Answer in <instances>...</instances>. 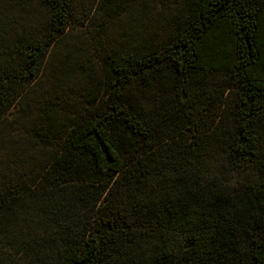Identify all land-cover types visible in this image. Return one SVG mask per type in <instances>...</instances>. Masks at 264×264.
<instances>
[{
  "label": "trees",
  "instance_id": "obj_1",
  "mask_svg": "<svg viewBox=\"0 0 264 264\" xmlns=\"http://www.w3.org/2000/svg\"><path fill=\"white\" fill-rule=\"evenodd\" d=\"M0 264H264V0H0Z\"/></svg>",
  "mask_w": 264,
  "mask_h": 264
},
{
  "label": "rangeland",
  "instance_id": "obj_2",
  "mask_svg": "<svg viewBox=\"0 0 264 264\" xmlns=\"http://www.w3.org/2000/svg\"><path fill=\"white\" fill-rule=\"evenodd\" d=\"M79 39L80 41L78 42H84L85 37L83 33H79L78 35L74 38H71L70 42H77L76 40ZM87 39V38H86ZM81 43L82 46H84ZM85 44V43H84ZM71 46V43L69 44ZM86 47V46H85ZM57 49V48H56ZM87 52V51H86ZM55 54H57V51H54ZM91 54V52H88ZM53 53H48L46 60L44 61L35 81L32 82V84L27 88L25 93L23 94V97L19 98L13 105L9 107L7 112L5 113L6 118H14L20 113V109L25 103H28L29 105V112H28V118L37 116V113L41 112V106L43 103L46 102V99H51V100H56L58 97L57 94H54V77H53V71L51 69L50 63L52 62ZM74 57L72 55L69 56L67 59V62L70 64L73 63ZM93 60V59H92ZM96 61H93V64L95 65ZM56 80V79H55ZM61 96V95H60ZM18 121V120H17ZM15 122H12V126H8V129L10 130H19L22 129V122L18 124ZM21 132V131H20Z\"/></svg>",
  "mask_w": 264,
  "mask_h": 264
}]
</instances>
